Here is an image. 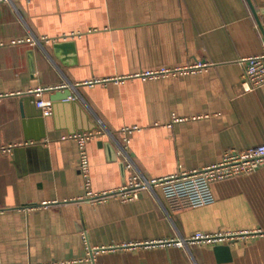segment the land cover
I'll use <instances>...</instances> for the list:
<instances>
[{
    "label": "crops",
    "instance_id": "obj_1",
    "mask_svg": "<svg viewBox=\"0 0 264 264\" xmlns=\"http://www.w3.org/2000/svg\"><path fill=\"white\" fill-rule=\"evenodd\" d=\"M254 10L264 27V0L0 1V264H264V167L199 207L173 210L159 187L87 199L264 144V86L241 82L264 51ZM91 130L87 186L68 135ZM196 232L238 236L171 242Z\"/></svg>",
    "mask_w": 264,
    "mask_h": 264
},
{
    "label": "built area",
    "instance_id": "obj_2",
    "mask_svg": "<svg viewBox=\"0 0 264 264\" xmlns=\"http://www.w3.org/2000/svg\"><path fill=\"white\" fill-rule=\"evenodd\" d=\"M14 3V0H0ZM41 39L47 40L46 37ZM30 43L33 41L29 40ZM39 42V40H38ZM244 72L242 76V85L245 91H254L264 86V51L259 55H254L242 59ZM150 74V73H148ZM36 95H41L43 89L34 91ZM37 107L42 109L45 116L52 114L51 101H45L39 98L36 101ZM138 127H126L122 129L125 135L123 143L120 145V152L123 156L122 163L129 168L136 169L132 161L128 144V135L137 130ZM104 134L102 130H91L77 132L68 135V138L74 139L79 147V168L89 185L90 163L87 152V143L91 139L100 137ZM264 167V144L253 146L244 150L228 149L225 151L222 161L208 165L201 169L192 171H180L176 174L161 178H146L138 170L130 177L128 183L120 190L113 193H87V199L91 201L104 200L107 196L117 194L124 201H129L138 196L142 189L154 192L155 188H161L168 204L173 210H182L187 208L199 207L214 202V195L211 190V184L215 181L229 179L232 177L251 174ZM109 194V195H108ZM236 233H204L196 232L189 237H180L171 242L175 246H188L192 243H217L221 240L234 239ZM91 253L92 249H91Z\"/></svg>",
    "mask_w": 264,
    "mask_h": 264
},
{
    "label": "water",
    "instance_id": "obj_3",
    "mask_svg": "<svg viewBox=\"0 0 264 264\" xmlns=\"http://www.w3.org/2000/svg\"><path fill=\"white\" fill-rule=\"evenodd\" d=\"M254 13L256 15V19H257V21L259 23V26H260L262 32L264 33V27L262 26L261 20H260L259 16L257 15V12L255 10H254ZM70 95H71V91L70 90H64L63 92L56 91L51 97L52 100H53V104H52L53 109H54V106L56 105L57 101L66 100ZM38 113H39V115H41L43 113L42 109L38 110ZM214 250H215L216 253H221V252L229 253L230 244L217 245Z\"/></svg>",
    "mask_w": 264,
    "mask_h": 264
}]
</instances>
